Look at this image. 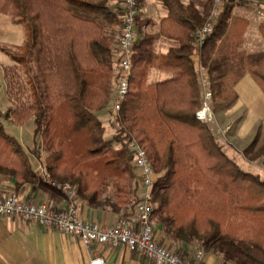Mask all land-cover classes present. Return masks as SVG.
<instances>
[{"label": "trees", "instance_id": "obj_1", "mask_svg": "<svg viewBox=\"0 0 264 264\" xmlns=\"http://www.w3.org/2000/svg\"><path fill=\"white\" fill-rule=\"evenodd\" d=\"M115 1L0 0V14H8L15 24H29L32 32L28 68L33 98L25 83L27 100L17 101L4 117L18 127L34 119L40 141L33 154L40 158L42 150L46 153L49 177L35 171L20 139L1 121V112L0 175L15 179L17 195L24 186L34 184L67 201L61 186L69 184L89 207H109L121 218H131L142 201L131 150V144L137 143L158 175L152 188L153 225H161L173 243L198 241L203 253L221 256L223 264H264V179L243 170L224 151L209 125L196 117L203 87L195 53L207 69L214 108L238 98L228 80L241 73L232 64L236 30L242 23L234 15L237 0H225L214 31L202 47L193 45V34L206 22L215 0L206 1L204 15L180 0H160L170 18L187 27L185 38L178 39L180 47L171 52L177 62L155 55L152 37L137 39L129 92L116 115L117 132L107 138L99 114L111 103L118 77L122 9ZM137 1L140 8L141 0ZM241 25L245 31L247 23ZM259 30L264 38V23ZM241 60L243 69L264 91V51L243 54ZM153 66L172 70L175 77L149 85ZM11 69L18 71L17 67L6 71ZM5 78L12 85L7 72ZM261 137L260 127L243 155L250 163L261 161L264 169ZM108 185L113 192L104 198ZM200 190L211 192L217 207L230 205L232 215L237 211L249 214L258 227L238 237L227 215L218 210L206 213L196 203L208 194Z\"/></svg>", "mask_w": 264, "mask_h": 264}, {"label": "crops", "instance_id": "obj_2", "mask_svg": "<svg viewBox=\"0 0 264 264\" xmlns=\"http://www.w3.org/2000/svg\"><path fill=\"white\" fill-rule=\"evenodd\" d=\"M180 1L186 7H194L201 15L206 12L207 0ZM115 4H118L117 1ZM139 14L138 38L152 37L155 55L163 57L169 63H176L171 52L180 47L178 39L185 38L187 27L172 20L169 9L160 0H141ZM234 15L241 19V24L247 23L245 31L241 30V24L238 25L235 35L236 44L232 53L234 69L240 70L241 73L240 75L234 73L228 79L229 83L233 84L238 98L231 104L216 108L218 111L215 109L216 117L219 120H225L223 124L215 121L208 125L224 151L236 161L235 154L224 147L225 143L223 142L228 140L223 131L226 125H232L233 131H235L229 137L243 143L242 153L260 127L262 129L261 139H264V91L251 74L243 69L241 60L243 54L264 51V38L259 30L264 19V2L237 0ZM193 59L200 75L207 77V69L202 67L199 54L195 53ZM174 77V71L153 66L149 70L147 83L154 85ZM99 118L107 127L108 132V126L110 127L112 123H110L107 114L103 112L99 114ZM246 162L248 161L246 160ZM14 187V178L0 175V197L15 193ZM139 195L142 196V191ZM18 196L25 202L45 204L53 210L64 209L67 205L66 200L52 197L49 192L34 184L24 186ZM79 212L86 221L105 225H112L121 218V215L116 214L109 207L93 209L81 201ZM154 227L157 241L177 252L178 255L180 254L182 258L192 260L202 252L198 241L191 244L173 243L161 225H154ZM97 256L104 258L107 264H155L125 247L112 248L108 245H93L87 248L76 236L45 228L19 217L0 216V264H90L91 260ZM223 263L224 260L221 256L203 253L202 264Z\"/></svg>", "mask_w": 264, "mask_h": 264}, {"label": "built area", "instance_id": "obj_3", "mask_svg": "<svg viewBox=\"0 0 264 264\" xmlns=\"http://www.w3.org/2000/svg\"><path fill=\"white\" fill-rule=\"evenodd\" d=\"M122 9L121 32L117 43L119 63L117 65V79L115 92L111 100V111L116 116L121 110L129 92V78L132 71L131 55L138 39L137 17L140 8L137 0H117ZM225 0H215L214 6L203 26L193 34V45L202 47L213 33L217 21L222 13ZM203 87V101L196 117L204 123H212L215 118L213 108V91L208 77L201 76ZM229 128H225L227 131ZM134 166L140 178L142 201L137 205L135 215L131 218H120L112 225H105L94 221H86L79 212V198L77 190L69 184L61 186L67 197L64 209L53 210L45 204L28 203L12 192L0 197V216H15L27 222L36 223L45 228L76 236L90 248L93 245H108L112 248L125 247L155 264H202L203 252L192 259H183L169 248L159 244L155 236L152 223L154 205L152 202V188L158 175L151 165L145 149L139 144L132 143ZM44 178H48L45 167L37 170ZM90 264H107L104 258L94 257Z\"/></svg>", "mask_w": 264, "mask_h": 264}, {"label": "rangeland", "instance_id": "obj_4", "mask_svg": "<svg viewBox=\"0 0 264 264\" xmlns=\"http://www.w3.org/2000/svg\"><path fill=\"white\" fill-rule=\"evenodd\" d=\"M260 1L264 2V0ZM262 21V23H264V19ZM31 33V27L29 24H15L8 14H0V112L2 113L1 121L6 126L7 131L10 134L20 139L23 146L29 153L33 162V168L36 171L41 166L45 167L44 162L46 158V153L42 150V156L40 158H36L33 154V151L35 149V143L40 141L39 137L34 132V119H31L25 126L18 127L15 126L10 120L4 117V113L10 107H13L17 103V101H19L20 103L27 100L28 93L25 83L28 85V90L30 91L31 96L33 98L32 88L30 84L31 74L28 68V52L31 40ZM15 66L17 67L18 71L12 69L6 71V69H10V67L16 68ZM6 72L8 74V77L11 79L12 85L7 84V80L5 78ZM9 89H12L11 93L9 92ZM103 112L104 114H107L108 119H110V123H112L113 125H110V127L108 126V132L106 133V137L111 138L117 132L116 116L111 111V103ZM215 121L220 123L222 122L223 124L225 120H219V118L216 117L215 113V118L212 123H214ZM231 126L232 125H226L223 128L225 137L228 139L227 141L225 140L223 142L225 143L224 147H227L229 151H231V153L235 154V157L233 155L232 156L235 158L237 164L240 165L243 170L250 171L254 174H259L260 177L264 179V169L262 167L261 161H257L254 163L246 162L245 157L242 153L243 143L238 139L232 140V138L229 137L235 132L233 131V126ZM226 127L229 128L227 131H225ZM263 142L264 139H261L260 144L262 145ZM115 147H120V144L116 143ZM36 172L40 175V172ZM112 192L113 190L111 185H108L104 190V198L111 197ZM203 193H208L207 197H199L196 203H198V205L201 203V209H203V211L206 213H212L218 210L221 211V213L227 215V217L233 223V225L230 226L235 229L238 237H242L245 234V231L251 229L253 226L258 227V225H253L255 222L250 218L249 214L237 211L235 215H232L231 213L233 209L230 205L222 204L221 207H217L216 203L214 202L217 200L215 198L213 199L211 192H206L202 190L200 194Z\"/></svg>", "mask_w": 264, "mask_h": 264}]
</instances>
